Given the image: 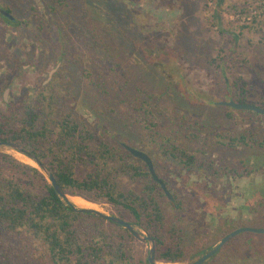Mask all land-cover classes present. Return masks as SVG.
I'll list each match as a JSON object with an SVG mask.
<instances>
[{
	"label": "rangeland",
	"instance_id": "374dc122",
	"mask_svg": "<svg viewBox=\"0 0 264 264\" xmlns=\"http://www.w3.org/2000/svg\"><path fill=\"white\" fill-rule=\"evenodd\" d=\"M59 1L0 0V8L25 22L14 27L0 15V117L23 110L40 92H50L52 83H60L56 88L59 109L70 110L95 132L98 140L93 147L103 142L112 148L123 144L144 152L148 149L138 137L143 127L135 126L132 131L125 127L126 107L139 99L157 107L153 112L166 129L174 123L171 120H178L174 126L181 137L179 146L190 153L208 150L217 164L224 161L228 165L248 158L251 169L264 162V150L211 151L202 143L188 142L189 131L182 128L194 133L200 129L204 136L213 137L264 126L253 115L218 105L233 101L235 91L229 87L240 82L238 87L247 84V105L264 108V0H112L119 6L109 13L103 0ZM48 4L57 10L48 11ZM112 14L118 20L114 33L107 30L104 18ZM90 35L98 43L96 59ZM66 48L81 50L79 64ZM63 58L69 66L60 71ZM59 72L61 81L55 82ZM87 72L91 73L89 79ZM0 153L36 166L8 146H0ZM156 159L155 172L184 202L185 211L180 215L188 252L202 249L208 254L223 235L242 224L264 230V204L243 210L248 204L243 197L247 189L257 186L255 197L264 196V169L234 182L204 173L189 174L162 154ZM130 186L128 179L122 180L123 189ZM95 206L99 212L115 214L111 207ZM239 236L206 264H264V234ZM137 249L149 255L150 246L140 243ZM236 250L239 260L229 257Z\"/></svg>",
	"mask_w": 264,
	"mask_h": 264
},
{
	"label": "trees",
	"instance_id": "16d2710c",
	"mask_svg": "<svg viewBox=\"0 0 264 264\" xmlns=\"http://www.w3.org/2000/svg\"><path fill=\"white\" fill-rule=\"evenodd\" d=\"M102 3L107 12L116 5L112 0H103ZM47 6L51 12L58 8H52L49 4ZM124 14L120 16L124 18ZM113 16H104L109 25L107 30L111 33L116 32L118 26L117 16ZM6 20L14 27H22L25 23ZM43 28L44 24L40 26V29ZM90 36V49L94 50L96 55L93 54V58L96 59L99 53H96L95 47L98 43L95 44L94 36ZM76 50L66 51L79 64L83 54L81 50ZM62 64L60 71L69 66L65 61ZM171 67L175 68L174 65ZM87 73L86 78H91V73ZM79 75L81 77V73ZM60 78L61 72L57 74L55 82L56 79L61 81ZM59 84L52 83L50 92H40L23 110H15L10 116L3 114L0 117V145L21 146L54 176L65 194L95 205L111 207L115 211L113 216L145 232L156 244L158 263L184 264L202 258L206 250L188 252L181 217L185 206L171 184L156 172L171 195L168 196L148 166L133 157L123 144L119 148H112L101 142L98 147H93V143L98 140L95 132L80 122L70 110L59 109L60 96L56 92ZM239 84L236 82L229 87V91H235L231 98L237 104H247L244 88L247 84L242 83L243 86L238 87ZM97 87L101 88L99 84ZM132 101L126 107L128 113L125 115L128 114V119L125 127H129V131L135 126L143 127L138 137L148 149L142 152L152 159L154 166L158 165L155 157L162 154L174 160L189 174L204 173L209 177L226 178L234 182L249 178L259 169H264V162L255 169L249 168L248 158L240 160L238 164L228 165L224 161L217 164L207 154L208 150L199 154L190 153L188 149L179 146L181 137L174 126L177 119L171 120L174 123L166 129L153 112V109H157L155 105L139 99ZM228 108L234 113L250 114L264 121V116L252 111ZM112 113L116 114L114 110ZM227 118L232 119V115H227ZM182 128L185 132L189 131L185 136L188 142L202 143L211 151L220 148L234 152L240 148L264 150V126L222 132L213 137L204 136L200 129L194 133L184 125ZM123 179L131 182L128 190L122 188ZM256 187L243 192L248 202L243 210H253L264 204L263 195V199L256 198ZM245 226L242 224L237 229ZM229 234L223 235L221 240ZM236 240L233 239L220 252L235 244ZM138 244L122 226L92 213L78 212L72 205L65 203L39 169L0 153V264H150L149 255H142L137 249ZM218 244L219 241L209 250ZM245 245L248 247L250 243L246 241ZM237 251L230 252L229 257L239 260Z\"/></svg>",
	"mask_w": 264,
	"mask_h": 264
},
{
	"label": "water",
	"instance_id": "95a60500",
	"mask_svg": "<svg viewBox=\"0 0 264 264\" xmlns=\"http://www.w3.org/2000/svg\"><path fill=\"white\" fill-rule=\"evenodd\" d=\"M8 16V18L11 21H14V19L9 16V15H5ZM219 106H224V107H230L236 110H241V111H252L254 113H257L259 115L264 116V109L257 107V106H253V105H247V104H237L233 101L231 102H223V103H219ZM0 146H8L14 150H16L17 152H19L20 154H22L23 156H25L26 158H28L30 161H32L33 163L36 164V169H40L42 170V172H44V174L47 176L50 184L53 186V188L55 189L56 193L59 195V197L67 204H70L74 207L75 210H77L78 212L81 213H92L95 214L96 216L105 219L107 221L113 222L119 226H122L123 228H125L138 242L148 245L150 246V251H149V263L150 264H159L156 261V244L154 242V240L147 235L145 232L143 231H138L134 226H132L130 223L122 220L119 217L116 216H111V215H107L104 214L103 212H99L96 210H92V209H81L76 207L71 201L70 198H72L71 196H68L67 194H65L62 190V188L58 185V183L56 182L54 176L44 167L41 166L39 161H37V159L34 156L29 155L28 153H26L24 151V149L16 144H2ZM124 148L135 158L141 160L142 162H144L149 170L150 173L152 174V176L162 185V187L164 188V190L166 191L168 196H171L169 191L167 190V188L165 187V185L158 179L157 174L155 172V168H154V164L152 159L145 154L144 152L137 150L135 148H132L130 146L124 145ZM243 233H255V234H264V230H258V229H251V228H241L239 230L234 231L233 233L229 234L228 236L224 237L219 244L212 250L210 251L208 254H206L205 256H203L201 259H199L198 261L191 263V264H206L210 259H212L213 257H215L220 250L227 245L229 242H231L233 239H235L236 237H238L239 235L243 234Z\"/></svg>",
	"mask_w": 264,
	"mask_h": 264
},
{
	"label": "bare ground",
	"instance_id": "6f19581e",
	"mask_svg": "<svg viewBox=\"0 0 264 264\" xmlns=\"http://www.w3.org/2000/svg\"><path fill=\"white\" fill-rule=\"evenodd\" d=\"M33 167H36V166H33ZM70 199H71V202L78 208H81V209H92V210L99 211L97 206H95V205H93V204H91L89 202H86L83 199H80V198H70Z\"/></svg>",
	"mask_w": 264,
	"mask_h": 264
},
{
	"label": "flooded vegetation",
	"instance_id": "af4514ba",
	"mask_svg": "<svg viewBox=\"0 0 264 264\" xmlns=\"http://www.w3.org/2000/svg\"><path fill=\"white\" fill-rule=\"evenodd\" d=\"M0 15H1L2 19L5 20L6 22H7L6 18H7L8 20H10V19L8 18V16H5V15H9V16H11V17L14 19L13 22L16 21V18H15L14 16H12V14H10L8 11L3 10L2 8H0ZM10 21H11V20H10ZM7 23L10 24V22H7Z\"/></svg>",
	"mask_w": 264,
	"mask_h": 264
}]
</instances>
